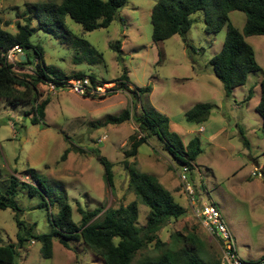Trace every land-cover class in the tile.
<instances>
[{
  "label": "rangeland",
  "instance_id": "374dc122",
  "mask_svg": "<svg viewBox=\"0 0 264 264\" xmlns=\"http://www.w3.org/2000/svg\"><path fill=\"white\" fill-rule=\"evenodd\" d=\"M44 1L48 0H0L2 27L16 33V22L25 23L32 17L31 26L36 30L30 40L41 46L46 64L68 75L77 72L86 77L92 75L98 81V88L84 96L69 86L55 89L50 84H41L43 98H49L43 121L36 120L34 113L27 114L32 108L30 104L10 105L0 101V189L11 175L26 181V171L33 168L48 190L43 197L37 186L39 192L30 196L19 187L13 198L23 209L22 218L35 223V232L45 233L53 226L51 213H58L61 197L71 205L73 220L78 224L82 218L79 210L102 208L95 218L99 220L106 209L136 201L138 225L144 226L148 206L129 186V179L134 171L145 172L170 190L187 210L180 218L170 219L159 231L166 247H174L175 233L195 232L203 242L205 256L221 259V241L191 211L178 175L181 165L165 148V140L148 135L136 156L126 155L131 149V136L146 135L136 117L146 110H155L168 118L170 130L186 143L195 136L200 138L201 152L189 174L190 180L204 201H215L221 208L239 256L245 261L262 258L264 176H253L252 171L255 166L264 170L263 119L257 111L264 78V35L246 37L255 49L262 70L250 73L246 83L227 96L210 63L223 46L226 27L217 33H207L201 13L192 16L194 22L185 36L175 34L155 43L151 11L157 0H128L107 28L88 31L67 16L68 28L79 39L76 44H68L62 31H58L59 36L45 31L39 27L37 17L29 12L27 3ZM230 19L243 30L246 24L243 11H232ZM117 41L121 42V51L111 47ZM29 53L33 66L34 51L30 49ZM16 71L21 73L18 68ZM25 71L30 73L31 67ZM124 74L128 77V87L119 89L117 80ZM147 87L150 90H144ZM250 93L251 98L245 101ZM198 103L213 105L209 119L201 124L186 119V112ZM126 110H130L129 120L106 122L110 116ZM201 127L203 131L199 130ZM68 148L70 151L62 160ZM101 156L113 162V188L107 184ZM50 198L55 200L50 210L39 207ZM17 232L15 212L11 208L0 210V244L16 243ZM81 243L70 240L67 248L55 238L53 256L49 258L43 255L39 241L28 240L25 248H18L16 261L20 264H101L95 249ZM159 252L151 244L140 250L136 259Z\"/></svg>",
  "mask_w": 264,
  "mask_h": 264
},
{
  "label": "trees",
  "instance_id": "16d2710c",
  "mask_svg": "<svg viewBox=\"0 0 264 264\" xmlns=\"http://www.w3.org/2000/svg\"><path fill=\"white\" fill-rule=\"evenodd\" d=\"M127 1L48 0L27 3V7L29 12L37 17L40 28L53 32L57 36H59L58 31H62L66 35V43L76 44L79 39L75 38L68 28L67 16L88 31L107 28ZM234 10H240L246 14L243 30L236 27L230 19V13ZM196 13L203 15L204 29L207 33H217L226 27L223 46L211 58L210 63L216 76L222 81L226 95L230 96L236 87L246 83L250 73L262 70L256 59L255 49L246 37L264 35V0H157L151 11L153 41L158 43L175 34L185 36L192 27L194 22L192 16ZM29 20L25 23L17 21L16 33L4 29L0 20V101L10 105L30 104L32 108L27 114L34 113L36 120L43 121L49 98H43L41 84L53 85L55 89L67 87L70 80L85 78L86 75L82 72L68 75L48 66L41 46L33 44L30 40L36 28L31 26L32 17ZM83 44L89 45L85 41ZM16 45L21 47L25 59H19L13 63L8 59V52ZM111 47L121 51V42L112 43ZM30 49L34 51L33 66H31ZM159 55L162 57L161 51ZM30 67L31 72H26L25 70H29ZM16 68L21 70V73L16 71ZM88 78L94 87H88L87 92L98 88L96 78L92 75ZM127 78L124 74L117 80L119 89L128 87ZM261 87L262 93L257 111L263 119L264 131V78ZM144 90H150V87ZM250 98L251 93L245 101ZM212 109L211 103H198L186 112V119L189 122L204 123L209 119ZM129 119L130 110H126L120 115L110 116L106 122L122 123ZM34 121L32 119V122ZM136 121L146 135L131 136V149L126 152L127 156H136L138 147L146 142L148 135L157 136L165 140V148L174 159L180 164H187L191 170L194 169L195 160L201 152L199 137L195 136L186 143L184 138L170 130L168 118L155 110L144 111L136 117ZM246 144L248 145V141ZM69 151V148L64 151L62 160L66 159ZM101 161L104 164L107 184L113 188V162L104 156H101ZM262 172L264 176V170ZM25 174L26 181L11 175L8 181L3 182L0 189V210L11 208L15 212L18 226L16 243L0 244V264H20L16 261L18 248H25L28 240L34 241L33 243L39 241L43 255L50 258L53 256L55 238H58L67 248H70V240L89 245L101 258V264H221L220 259H210L205 256L202 249L203 242L195 232L187 235L175 233L174 247H166L167 244L158 235L159 231L170 219L180 218L187 210L176 201L173 193L162 186L151 174L134 171L129 179V186L148 206L147 222L144 226L138 225L139 211L136 201L130 202L127 206L121 205L117 209H106L104 217L99 220L95 218L103 211L102 208H95L92 211L79 210L82 218L78 224L73 220L71 205L61 197L58 213L55 215L51 213L53 226L49 232L45 233L35 232V223H29L22 218L23 209L13 198L19 187L30 196L39 192L37 186L42 190L43 197H45L43 193L48 192L35 169L30 168ZM54 201L51 198L49 201L44 200L39 207L50 210ZM151 244L160 252L157 255H147L136 259L137 253ZM163 247L166 248L161 250Z\"/></svg>",
  "mask_w": 264,
  "mask_h": 264
},
{
  "label": "built area",
  "instance_id": "2783aa9c",
  "mask_svg": "<svg viewBox=\"0 0 264 264\" xmlns=\"http://www.w3.org/2000/svg\"><path fill=\"white\" fill-rule=\"evenodd\" d=\"M18 52H22L21 47L18 45L9 50L8 59L10 62L15 63L17 59H21V53H19L18 56ZM51 86L54 88L53 85ZM68 86L73 91L82 95L90 93V91L87 92L89 89L88 87H90V79L88 77L83 79H72ZM201 130H203V128H201ZM180 165L181 169L178 175L189 199L191 211L197 219H199L206 230L211 235L218 237L221 241L223 251L220 259L221 264H264V255L259 260H250L248 263L239 256L236 240L221 208L214 201H204L202 195L199 194L198 188H196L194 182L189 178L191 169L187 164ZM252 175L257 177L261 176L262 168L255 166Z\"/></svg>",
  "mask_w": 264,
  "mask_h": 264
},
{
  "label": "crops",
  "instance_id": "0c3cea01",
  "mask_svg": "<svg viewBox=\"0 0 264 264\" xmlns=\"http://www.w3.org/2000/svg\"><path fill=\"white\" fill-rule=\"evenodd\" d=\"M20 55H24V52H22ZM201 128H203V127H201ZM201 128H199V130L200 131H203L204 130V128H203V130H201ZM207 191V190H206ZM215 202V201H214Z\"/></svg>",
  "mask_w": 264,
  "mask_h": 264
},
{
  "label": "water",
  "instance_id": "95a60500",
  "mask_svg": "<svg viewBox=\"0 0 264 264\" xmlns=\"http://www.w3.org/2000/svg\"><path fill=\"white\" fill-rule=\"evenodd\" d=\"M21 59H22V60L25 59V55H22V56H21ZM262 175H263V172H262Z\"/></svg>",
  "mask_w": 264,
  "mask_h": 264
},
{
  "label": "clouds",
  "instance_id": "9594fccd",
  "mask_svg": "<svg viewBox=\"0 0 264 264\" xmlns=\"http://www.w3.org/2000/svg\"><path fill=\"white\" fill-rule=\"evenodd\" d=\"M22 56V55H21Z\"/></svg>",
  "mask_w": 264,
  "mask_h": 264
}]
</instances>
